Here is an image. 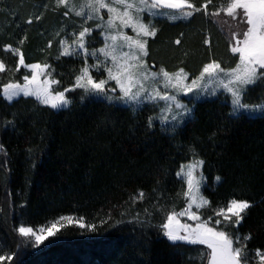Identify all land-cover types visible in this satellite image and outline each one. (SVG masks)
<instances>
[{
  "label": "trees",
  "instance_id": "trees-1",
  "mask_svg": "<svg viewBox=\"0 0 264 264\" xmlns=\"http://www.w3.org/2000/svg\"><path fill=\"white\" fill-rule=\"evenodd\" d=\"M194 2L200 6L203 0ZM222 20L236 23L223 13L161 22L149 43V61L193 75L211 60L232 66L228 25ZM64 26L52 0H0V59L9 69L0 74L1 87L9 79L22 82L26 73L11 71L19 57L4 51L8 45L19 48L26 63L51 64L61 87H71L82 62L56 59L64 33L56 34ZM79 92L70 93V108L54 112L33 98L9 103L0 91V256L12 257L0 264H206L200 259L205 247H174L156 227L163 219L158 201L164 211L185 206L186 184L176 173L193 151L205 161L203 195L211 202L205 218L230 199L250 202L240 227L226 231L239 234L246 253L264 252V117L233 118L221 97L194 104L190 120L174 132L163 131L158 123L147 127L148 117L156 115L150 106L134 112L81 101ZM262 97L264 86L258 85L248 102ZM216 176L222 178L219 184ZM62 216L78 217L87 227H62L37 247L18 233L21 223L38 229ZM117 220L123 222L117 225Z\"/></svg>",
  "mask_w": 264,
  "mask_h": 264
},
{
  "label": "snow or ice",
  "instance_id": "snow-or-ice-1",
  "mask_svg": "<svg viewBox=\"0 0 264 264\" xmlns=\"http://www.w3.org/2000/svg\"><path fill=\"white\" fill-rule=\"evenodd\" d=\"M56 4L65 9L63 16L80 18L79 22L73 21L78 26L71 31L61 29L65 36L59 39L56 56L57 60L72 57L82 62L74 84L61 87L51 64L26 63L23 52L8 45L4 51L19 57L11 71L20 72L23 68L26 73L22 75L23 82L9 79L3 84L0 91L5 101L34 98L38 104L60 112L73 103L68 93L79 89L81 101L93 99L108 106L122 105L134 112L150 106L156 115L148 117L147 127L151 129L158 123L161 130L171 132L192 118L193 109L189 104L221 97L230 107L229 114L233 118L264 117V97L259 103L248 102L249 93L258 85L264 86V0H220L218 5H213V0H203L200 6L194 0H56ZM209 5H213L212 11H209ZM198 13L213 18L221 17L223 13L236 22L222 20L228 25L233 65L222 67L221 63L211 60L195 75L183 67L168 71L161 66L153 70L155 65L150 66L147 58L149 41L154 40L159 31L154 21L157 18L171 22L190 21ZM89 22L93 24L90 26ZM27 23L31 24L32 20ZM94 32L96 36H93ZM56 35L59 37L60 32ZM101 36L102 41H98ZM98 43L103 46L97 47ZM180 43V39L175 40L176 45ZM204 43L210 46L211 41L205 39ZM51 47L49 41L47 48ZM89 59L93 63L89 64ZM8 70L5 61L0 59V74ZM181 96L187 97L188 103H184ZM0 151H3L2 145ZM204 167L205 161L193 151L192 159L182 164L176 173L180 182L186 184V190L182 191L185 206L180 210L173 207L164 211L165 206L158 201L156 211L163 212V219L156 227L174 247L205 246L200 259L206 264H249V256L244 250L246 243H241L238 233L226 229L230 225L238 229L252 204L233 198L226 206L213 209L215 219L213 215L205 218L199 210L210 206L211 202L202 192L207 179ZM221 181L220 176L215 177L217 184ZM144 196V192H139L141 199ZM145 214H148L147 209ZM139 216L140 213H136L137 219ZM185 218L193 223L182 222ZM60 220L73 222L70 216H62ZM122 222L117 220L116 224ZM146 222L150 223L141 221L142 224ZM57 223L47 229L41 227L39 232L21 223L17 230L21 237H34L35 246H39L48 236L55 235ZM77 223L80 229L87 227L83 222ZM95 227L91 226L93 231ZM250 239V234L244 238L245 241ZM255 257L259 264H264V252L257 249ZM10 259L12 257L0 256V261Z\"/></svg>",
  "mask_w": 264,
  "mask_h": 264
},
{
  "label": "rangeland",
  "instance_id": "rangeland-1",
  "mask_svg": "<svg viewBox=\"0 0 264 264\" xmlns=\"http://www.w3.org/2000/svg\"><path fill=\"white\" fill-rule=\"evenodd\" d=\"M52 3H53V5H54V8L58 9V10L60 11L61 15H62V13L65 11V9H63V8H58V7H57V4H56V0H52ZM219 3H220V0H219L218 4H219ZM218 4H217V5H218ZM62 16H63V15H62ZM63 19H64V22H65V26H64V28H67L68 31H71L73 28H76V27L78 26V24H73V21H77V22H79V20H80V18L75 17L74 15H72L71 17L63 16ZM146 20H147V17H146ZM163 21H167V20H166V19H162V18H157V19L154 21V23H155L156 26L158 27V25H159L161 22H163ZM167 22H169V23H177V22H181V21H175V22L167 21ZM183 22H188V21H183ZM92 24H93V22H89V25H90V26H91ZM61 29H63V28H61ZM61 29H60L59 32H62ZM128 32H129L130 35L133 34V33L131 32L130 29L128 30ZM63 33H64V32H63ZM94 34H95V32L93 33V35H94ZM64 36H65V34H63L62 37H59V39H63ZM56 37H57V35H56ZM59 39H58V44H59ZM102 39H103L102 36H101V37H98V41H102ZM150 41H152V40H150ZM150 41H149V43H150ZM69 42H71V38H70V37H69ZM58 44H57V47H58ZM100 44H101V46H103L102 43H100ZM99 47H100V46H99ZM58 51H59V47H58ZM149 53H150V51H149ZM57 54H58V52H57ZM57 54H56V55H57ZM149 55H150V54H149ZM147 61H148V64L151 66L152 63H151V61H149V56H148V58H147ZM88 63L91 64V63H93V61H92L91 59H89ZM159 67H161V66L155 65V67L153 68V70H158ZM21 69H23V68H21ZM25 71H26V70H25ZM29 74H30V73H29ZM93 74H94V75H97L95 72H94ZM22 82H23V81H22ZM0 89L2 90L1 85H0ZM77 91H80V90L77 89L76 92H77ZM1 92H2V91H1ZM70 93H74V92H70ZM70 93H68L69 97H70ZM1 95H2V93H1ZM21 98H22V97H21ZM33 99H34V98H33ZM180 99H181L184 103H188V98H187V97L181 96ZM13 102H14V101H13ZM13 102H11V103H13ZM188 106H189L190 108H192L193 104H189ZM202 192H203V188H202ZM207 208H208V207H205L204 209L199 210V211L203 214L204 217H205V212L207 211ZM70 217L73 218V222H71V223H69L68 221H61L60 219L57 220L56 222H53V223H57V222H58V223H57V230H56L55 234H56V233H57L62 227H65V226H76V227H78V223H77V222H83V223H84V221H83L82 219L78 218V217H74V216H70ZM213 218L215 219V215L213 216ZM182 222L193 223V222H190V221H186V218H185L184 221H182ZM53 223L49 224L48 226H46V227H44V228L47 229V228L51 227V225H52ZM221 226H222V225H221ZM39 229H40V228H38V229H34V230L37 231V232H39ZM52 236H54V235H52ZM52 236H48L47 239H49V238L52 237ZM27 238L30 239V241L33 242V245L35 246V244H34V237H27ZM47 239H46V240H47ZM46 240H45V241H46ZM199 246H203V245H199ZM35 247H37V246H35ZM203 247H205V246H203ZM247 254H248V253H247ZM248 256H249V264H259V260H258L257 257H255V253H253V254H248Z\"/></svg>",
  "mask_w": 264,
  "mask_h": 264
}]
</instances>
